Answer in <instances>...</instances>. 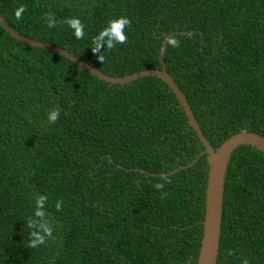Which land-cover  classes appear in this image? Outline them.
<instances>
[{
    "label": "trees",
    "instance_id": "obj_1",
    "mask_svg": "<svg viewBox=\"0 0 264 264\" xmlns=\"http://www.w3.org/2000/svg\"><path fill=\"white\" fill-rule=\"evenodd\" d=\"M20 5L27 10L17 20ZM49 12L55 28L43 19ZM0 14L111 76L161 69L172 33L165 70L213 148L242 130L264 136V0H0ZM122 16L132 21L128 43L102 49L100 63L92 40ZM69 18L84 24L83 39L63 23ZM55 107L60 118L50 124ZM204 149L158 77L107 82L0 23V264H196ZM162 174L171 183L158 191ZM39 196L48 198L55 239L29 248ZM222 208L216 264H264L263 152H232Z\"/></svg>",
    "mask_w": 264,
    "mask_h": 264
},
{
    "label": "water",
    "instance_id": "obj_2",
    "mask_svg": "<svg viewBox=\"0 0 264 264\" xmlns=\"http://www.w3.org/2000/svg\"><path fill=\"white\" fill-rule=\"evenodd\" d=\"M0 23L16 39H19L25 43H29L34 47L49 49V51L63 55L72 62H76L79 67L90 71L107 82L125 83L143 76H155L168 85V87L175 93L177 99L179 100L180 106L186 111L190 125L195 130L197 136L205 147V149L200 152L199 155L202 153H207L208 155L209 169L205 191L206 210L205 217H203L202 220L203 230L196 264H216L220 241L221 222L223 218L222 202L224 179L230 156L232 152L240 145H248L264 153V136L242 130L230 135L218 146V148H213V146L203 134L196 120V115L187 102L184 93L180 90L174 78L171 77L165 70L163 63V53L166 47L167 39L172 33L166 37L162 43V49L160 53V60L162 64L161 69H143L124 76H111L92 66L84 59H81L80 57L70 53L68 50L21 34L18 30L10 26L1 14ZM180 32L183 33L184 31ZM190 164L191 163L185 166H189ZM178 169L179 168L177 167L174 169V171Z\"/></svg>",
    "mask_w": 264,
    "mask_h": 264
},
{
    "label": "clouds",
    "instance_id": "obj_3",
    "mask_svg": "<svg viewBox=\"0 0 264 264\" xmlns=\"http://www.w3.org/2000/svg\"><path fill=\"white\" fill-rule=\"evenodd\" d=\"M26 10L27 9L25 5H20L14 12L15 18L17 20H21ZM43 19L45 20L48 28H55L57 26L58 21H56L53 13H46ZM63 23L67 24L71 29H73V34L77 40L84 38L85 26L79 18H69L64 20ZM131 23L132 21L126 16L113 19L108 23L107 27H105L97 36L93 38L92 44L94 46L91 48V50L94 54H99L98 60L100 63L105 62V57L102 54L103 51H101L102 49L112 50L116 48L117 45L128 43V36L125 34V29L130 28ZM168 44L174 48L179 47V41L175 38L169 39ZM60 111L61 109L59 107H55L48 113L47 120L50 124H55L59 120ZM160 180L162 182L156 183L154 185V188L158 191L162 190L166 183H171V180L164 174L161 175ZM47 199V196H39L36 199L34 218L30 217L27 221V227L32 229L29 234V248H37L40 245L45 244L47 239H55V237H53L52 226L47 220V214L44 211ZM55 207L57 211H62V204L60 202H57ZM232 254V252L228 253V255ZM242 264H249L248 259L244 258Z\"/></svg>",
    "mask_w": 264,
    "mask_h": 264
},
{
    "label": "bare ground",
    "instance_id": "obj_4",
    "mask_svg": "<svg viewBox=\"0 0 264 264\" xmlns=\"http://www.w3.org/2000/svg\"><path fill=\"white\" fill-rule=\"evenodd\" d=\"M179 101V100H178ZM228 166V165H227ZM227 170V169H226ZM225 174H226V172H225Z\"/></svg>",
    "mask_w": 264,
    "mask_h": 264
}]
</instances>
